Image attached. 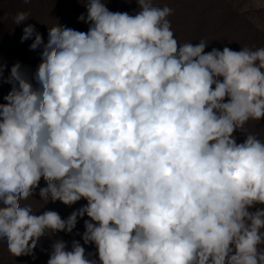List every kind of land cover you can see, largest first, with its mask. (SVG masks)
<instances>
[{"label":"clouds","instance_id":"1","mask_svg":"<svg viewBox=\"0 0 264 264\" xmlns=\"http://www.w3.org/2000/svg\"><path fill=\"white\" fill-rule=\"evenodd\" d=\"M79 2L86 32L23 29L42 48L34 73L0 63V241L33 256L86 216L98 258L55 239L47 264H264V141L245 130L264 119V47L179 44L154 0ZM37 188L44 206L87 203L36 214L22 202Z\"/></svg>","mask_w":264,"mask_h":264},{"label":"rangeland","instance_id":"2","mask_svg":"<svg viewBox=\"0 0 264 264\" xmlns=\"http://www.w3.org/2000/svg\"><path fill=\"white\" fill-rule=\"evenodd\" d=\"M154 3L157 7L168 6L174 10L168 19L179 44L195 45L205 41L208 43L205 52H210L213 48L223 50L224 47L234 51H240L243 47L253 50L264 47V0H154ZM106 6L111 11L129 14H134L138 9L135 0H109ZM86 11V7L79 0H0V63L6 65L4 76H8L11 66L17 62L30 74L35 72L40 63L42 48L30 50L32 39L21 42L23 29L28 24L34 25L47 42L48 28L57 23L86 32L89 25L78 20L82 14L86 16ZM18 12H27L30 15L28 20L15 25L13 18ZM10 89V84L0 82V103L5 102L3 96ZM245 130L264 141V119L250 120L245 125ZM235 136L238 143L246 138L240 131ZM44 186L46 185L42 179L40 187ZM40 199L37 188L33 197L22 203L30 204L36 214L54 210L62 218H67L87 203L82 199L71 206L59 201L49 202L44 206ZM85 219L88 218L85 216L78 219L72 233L59 232L52 237H42L33 256L14 257L9 253L6 242L0 241V264H47L51 244L55 239H63L67 250H71L72 241L77 240L85 247L86 254L92 253L93 258H98L94 245H83ZM260 247L264 248V245Z\"/></svg>","mask_w":264,"mask_h":264}]
</instances>
